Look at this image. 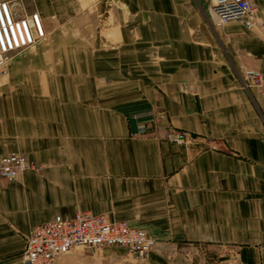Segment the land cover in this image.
<instances>
[{
	"label": "crops",
	"instance_id": "1",
	"mask_svg": "<svg viewBox=\"0 0 264 264\" xmlns=\"http://www.w3.org/2000/svg\"><path fill=\"white\" fill-rule=\"evenodd\" d=\"M21 1L45 37L0 76V156L41 171L0 180V264L78 211L156 244L142 260L118 247L56 264H264V101L241 75L264 71V0L250 29L217 24L208 0Z\"/></svg>",
	"mask_w": 264,
	"mask_h": 264
},
{
	"label": "built area",
	"instance_id": "2",
	"mask_svg": "<svg viewBox=\"0 0 264 264\" xmlns=\"http://www.w3.org/2000/svg\"><path fill=\"white\" fill-rule=\"evenodd\" d=\"M217 24L240 21L250 29L262 26L255 15L253 0H208ZM45 37L42 18L36 11L27 12L21 0H0V76L7 73L9 56L28 48ZM245 84L259 90L264 101V71L245 67L241 72ZM144 126L139 133L145 132ZM171 139L184 145L185 133L176 132ZM28 158L18 152L0 156V180L13 181L27 168ZM156 240L144 229L124 220H112L105 214L78 211L68 218L53 219L32 227L26 237L22 264H56L57 259L78 248L123 247L142 260Z\"/></svg>",
	"mask_w": 264,
	"mask_h": 264
},
{
	"label": "rangeland",
	"instance_id": "3",
	"mask_svg": "<svg viewBox=\"0 0 264 264\" xmlns=\"http://www.w3.org/2000/svg\"><path fill=\"white\" fill-rule=\"evenodd\" d=\"M21 51V50H20ZM19 51H17V52H13V53H11L10 54V56H9V61H8V64H7V73L5 74V75H7L8 74V65H9V62H11V60H12V58L16 55V53H18ZM4 75V76H5ZM253 88H255V87H253ZM152 113L151 112H148V113H146L145 115H151ZM144 128H145V130H146V126L144 125ZM177 132H182V131H177ZM139 133V132H138ZM142 133H145V132H142ZM182 133H185V135H186V132H182ZM181 145V144H180ZM32 162V161H31ZM32 164H33V168H27V169H30V170H36V171H41V166H38V165H35L33 162H32ZM26 170V169H25ZM23 172V171H22ZM118 247H101V248H78V249H76V250H90V249H97V250H101V251H103L104 252V250H112V251H114L115 249H117ZM65 256V255H64Z\"/></svg>",
	"mask_w": 264,
	"mask_h": 264
}]
</instances>
